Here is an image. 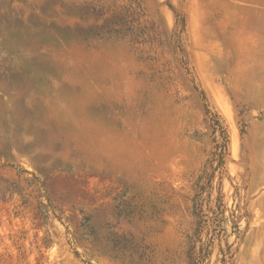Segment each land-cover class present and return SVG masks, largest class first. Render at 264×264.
I'll return each instance as SVG.
<instances>
[{
  "label": "rangeland",
  "instance_id": "obj_1",
  "mask_svg": "<svg viewBox=\"0 0 264 264\" xmlns=\"http://www.w3.org/2000/svg\"><path fill=\"white\" fill-rule=\"evenodd\" d=\"M0 264H264V0H0Z\"/></svg>",
  "mask_w": 264,
  "mask_h": 264
}]
</instances>
